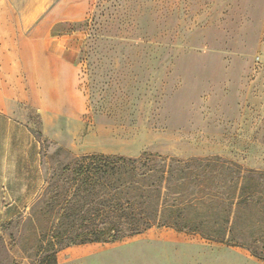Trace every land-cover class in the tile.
Wrapping results in <instances>:
<instances>
[{
  "label": "rangeland",
  "instance_id": "374dc122",
  "mask_svg": "<svg viewBox=\"0 0 264 264\" xmlns=\"http://www.w3.org/2000/svg\"><path fill=\"white\" fill-rule=\"evenodd\" d=\"M55 19L78 32L79 63L53 60L56 88L25 77L29 99L0 116V264H264L241 244L264 228L258 208L235 212L230 243L154 226L61 247L45 195L91 153L220 156L264 176V0H57L39 31ZM213 167L187 181L185 197L209 194L185 214L215 236L232 174Z\"/></svg>",
  "mask_w": 264,
  "mask_h": 264
},
{
  "label": "trees",
  "instance_id": "16d2710c",
  "mask_svg": "<svg viewBox=\"0 0 264 264\" xmlns=\"http://www.w3.org/2000/svg\"><path fill=\"white\" fill-rule=\"evenodd\" d=\"M213 163V168L232 174L227 196L222 191L215 193L220 197L218 203L225 205L221 209L224 218L218 222L215 236L205 219L195 221L185 214L189 206L203 203L209 194L191 192L190 197H185L187 181L192 179L200 184L197 168L203 164L212 167ZM61 175L58 180L61 184L49 183L45 190V195L49 194L46 206L57 220L52 237L61 247L87 242L112 243L154 226L200 231L210 239L230 243L232 239L227 235H233L241 223L236 211L258 208L264 214L262 173L220 156L183 159L151 152L139 157L91 153L74 158L63 167ZM255 179L257 183L253 184ZM251 237L241 244L264 261V228ZM55 263L53 256L51 264Z\"/></svg>",
  "mask_w": 264,
  "mask_h": 264
},
{
  "label": "crops",
  "instance_id": "0c3cea01",
  "mask_svg": "<svg viewBox=\"0 0 264 264\" xmlns=\"http://www.w3.org/2000/svg\"><path fill=\"white\" fill-rule=\"evenodd\" d=\"M56 1L0 0L1 117L12 121L20 105L29 99L32 87L25 77L48 75L56 88L60 84L57 78L60 72L54 68L53 60L79 63L78 32L64 31L69 21L55 19L46 30L39 31Z\"/></svg>",
  "mask_w": 264,
  "mask_h": 264
}]
</instances>
